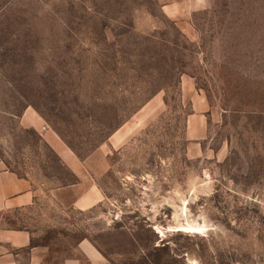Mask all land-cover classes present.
<instances>
[{
  "label": "rangeland",
  "instance_id": "rangeland-1",
  "mask_svg": "<svg viewBox=\"0 0 264 264\" xmlns=\"http://www.w3.org/2000/svg\"><path fill=\"white\" fill-rule=\"evenodd\" d=\"M184 77L208 104L197 158ZM0 160L37 192L0 228L49 260L87 239L113 264H264V0L179 20L159 0H0ZM75 163L102 193L88 209L50 194Z\"/></svg>",
  "mask_w": 264,
  "mask_h": 264
},
{
  "label": "crops",
  "instance_id": "crops-1",
  "mask_svg": "<svg viewBox=\"0 0 264 264\" xmlns=\"http://www.w3.org/2000/svg\"><path fill=\"white\" fill-rule=\"evenodd\" d=\"M159 1L162 11L178 20L187 19L197 4L202 2V0ZM181 86L182 95L188 98L191 107V112L185 117L184 134L187 141L185 151L190 158L201 157L206 155L203 143L208 128V104L196 91L189 77L182 78ZM27 114V111H24L22 115L23 126H32L35 130L44 129L41 117L36 115L35 122L30 123L26 121ZM66 165L75 174L76 180L51 189L52 200L77 209H88L100 202L102 193L94 184L91 175L84 168L82 169V165L79 163ZM36 196L37 192L30 179L18 175L0 160V213L30 208L34 205ZM32 236V232L26 227H1L0 264H113L87 239L77 243L76 254L59 260H49L48 249L45 246L32 244Z\"/></svg>",
  "mask_w": 264,
  "mask_h": 264
},
{
  "label": "bare ground",
  "instance_id": "bare-ground-1",
  "mask_svg": "<svg viewBox=\"0 0 264 264\" xmlns=\"http://www.w3.org/2000/svg\"><path fill=\"white\" fill-rule=\"evenodd\" d=\"M182 229L184 230H189L192 232H200L203 229V226L200 224H194V225H188V226H183Z\"/></svg>",
  "mask_w": 264,
  "mask_h": 264
},
{
  "label": "trees",
  "instance_id": "trees-1",
  "mask_svg": "<svg viewBox=\"0 0 264 264\" xmlns=\"http://www.w3.org/2000/svg\"><path fill=\"white\" fill-rule=\"evenodd\" d=\"M13 228V227H12ZM20 228H25V227H20ZM33 244V243H32Z\"/></svg>",
  "mask_w": 264,
  "mask_h": 264
}]
</instances>
